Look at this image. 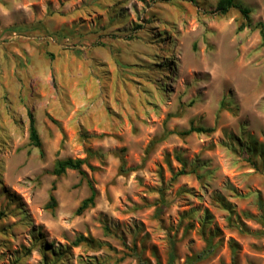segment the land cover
Instances as JSON below:
<instances>
[{"label": "rangeland", "instance_id": "374dc122", "mask_svg": "<svg viewBox=\"0 0 264 264\" xmlns=\"http://www.w3.org/2000/svg\"><path fill=\"white\" fill-rule=\"evenodd\" d=\"M217 2L0 0V264H264V0Z\"/></svg>", "mask_w": 264, "mask_h": 264}, {"label": "trees", "instance_id": "16d2710c", "mask_svg": "<svg viewBox=\"0 0 264 264\" xmlns=\"http://www.w3.org/2000/svg\"><path fill=\"white\" fill-rule=\"evenodd\" d=\"M149 1H161V2H167L169 0H149ZM231 9H236L240 12V14L248 19L249 18V10L244 8L243 6H241L237 0H218L214 11L216 12L217 15L219 16H224L228 13L229 10ZM257 27L259 28V33L262 39V43L264 44V23H258ZM211 130L209 129H203V128H190L189 130H187L186 132L182 133L181 135H188L190 133H208ZM29 140L31 142V144L33 146H35L36 148H40V141L34 126V121L33 118L30 116V120H29ZM84 164V162L82 160H71V159H65V160H60L57 161L54 165L53 168V174L60 176L63 175L65 173L66 170H76V171H80L81 166ZM94 199H95V192L94 190L90 187V195L84 199L81 204L79 205V207L76 210V214H80L83 211H85L88 208L93 207L94 205ZM55 206V201L53 196L50 197V202L48 203V205L46 206L48 209L49 208H53ZM263 217V216H262ZM264 219V218H262ZM263 226H264V222H263ZM91 244L93 245V240H90L88 238H83V237H79L74 245H79V244ZM97 247H100V244H96ZM135 251V250H134ZM210 250H208L209 252ZM135 257L138 261L139 264H149V262L147 261H143L141 259L140 254H137L135 252ZM174 260H175V254H174V244L173 242L170 240V249H169V254H168V261L167 264H174Z\"/></svg>", "mask_w": 264, "mask_h": 264}]
</instances>
